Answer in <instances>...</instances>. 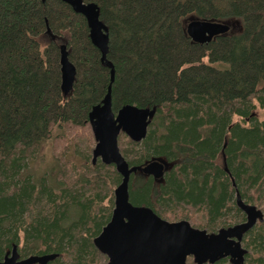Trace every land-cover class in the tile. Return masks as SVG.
I'll use <instances>...</instances> for the list:
<instances>
[{
    "label": "trees",
    "instance_id": "obj_1",
    "mask_svg": "<svg viewBox=\"0 0 264 264\" xmlns=\"http://www.w3.org/2000/svg\"><path fill=\"white\" fill-rule=\"evenodd\" d=\"M97 7L113 68L110 106L147 109L139 143L117 136L129 168L163 160L161 173H131L128 202L162 220L215 233L244 221L235 195L264 217V0H81ZM225 24L205 44L189 21ZM48 29V34H45ZM75 74L60 92L59 46ZM109 69L85 20L61 0H0V261L55 255L46 264H105L92 245L120 177L91 163L87 114L100 105ZM255 105L263 119L253 116ZM54 127L74 129L80 166L56 176L30 164ZM77 129V130H76ZM60 154L57 161L62 159ZM169 222V221H168ZM243 264H264V220L242 235ZM214 264H230L227 258Z\"/></svg>",
    "mask_w": 264,
    "mask_h": 264
},
{
    "label": "water",
    "instance_id": "obj_2",
    "mask_svg": "<svg viewBox=\"0 0 264 264\" xmlns=\"http://www.w3.org/2000/svg\"><path fill=\"white\" fill-rule=\"evenodd\" d=\"M44 1V0H40ZM73 13L83 17L88 30V39L97 49L100 62L109 69V85L100 105L94 106L87 114V123L94 141L91 163L99 160L104 165H112L120 177L114 188L112 210L108 222L93 238L92 245L106 258L105 264H214L227 258L230 264H243L246 251L241 248V238L255 223L263 221L262 213L254 206L244 204L235 195V205L244 215V221L215 233L192 228L184 220L168 222L155 215L151 209L133 206L128 202V181L131 173L138 169L129 168L117 147L119 133L130 141L139 143L146 134L150 112L132 106H124L115 114L110 106V85L113 68L106 61L107 33L98 19L97 7L81 0H61ZM227 29L225 24L193 20L185 26L188 38L198 44L211 41L213 36ZM45 34H48L46 29ZM60 92L65 96L72 85L75 74L67 60L63 45L59 46ZM162 165L152 162L140 171L157 178ZM55 255L29 256L18 259L15 247L5 255L0 264H46Z\"/></svg>",
    "mask_w": 264,
    "mask_h": 264
},
{
    "label": "rangeland",
    "instance_id": "obj_3",
    "mask_svg": "<svg viewBox=\"0 0 264 264\" xmlns=\"http://www.w3.org/2000/svg\"><path fill=\"white\" fill-rule=\"evenodd\" d=\"M252 114L257 120L263 119L262 111L258 108L257 105H255V108ZM78 130L80 131V134L82 135L89 134L90 139H91V144H89L90 151H91L94 146V141L92 139L89 126H86L84 129H78ZM61 132L64 134L63 141L57 140V139L49 140V141H46L40 147L36 160L30 164V168L35 174H44L48 178H51V177L56 176L58 166L64 162H68V163L71 162L75 166H78V167L80 166L81 164L80 159H79L80 156L78 154L76 155V151H80V148H83L84 145L82 142L80 144L76 142V138H77L76 136H77V133L79 132H75L74 129L67 128V127L63 132L62 129L54 127L51 132L52 138H54L56 135H58ZM60 154H63L62 159H60V161H57L58 159L57 157ZM156 162L160 163L162 166L165 165L163 160H157ZM134 173L140 175V170H137ZM166 221L175 222V221L168 220V219ZM186 263L191 264L190 257L186 259Z\"/></svg>",
    "mask_w": 264,
    "mask_h": 264
},
{
    "label": "flooded vegetation",
    "instance_id": "obj_4",
    "mask_svg": "<svg viewBox=\"0 0 264 264\" xmlns=\"http://www.w3.org/2000/svg\"><path fill=\"white\" fill-rule=\"evenodd\" d=\"M242 239V238H241ZM241 248H242V246H241ZM244 249V248H243ZM245 250V249H244ZM246 251V250H245Z\"/></svg>",
    "mask_w": 264,
    "mask_h": 264
}]
</instances>
